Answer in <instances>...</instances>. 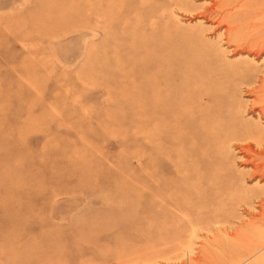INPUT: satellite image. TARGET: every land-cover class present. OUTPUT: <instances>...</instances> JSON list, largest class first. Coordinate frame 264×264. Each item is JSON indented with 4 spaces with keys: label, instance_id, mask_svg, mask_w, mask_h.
<instances>
[{
    "label": "rangeland",
    "instance_id": "374dc122",
    "mask_svg": "<svg viewBox=\"0 0 264 264\" xmlns=\"http://www.w3.org/2000/svg\"><path fill=\"white\" fill-rule=\"evenodd\" d=\"M92 1L105 16L76 22L58 0H0V264H264L257 199L248 214L219 195V139L177 149L139 89L158 69L219 72V52L262 57L232 54L204 22L210 0ZM237 149L231 167L248 171ZM245 178L252 198L264 179Z\"/></svg>",
    "mask_w": 264,
    "mask_h": 264
},
{
    "label": "bare ground",
    "instance_id": "6f19581e",
    "mask_svg": "<svg viewBox=\"0 0 264 264\" xmlns=\"http://www.w3.org/2000/svg\"><path fill=\"white\" fill-rule=\"evenodd\" d=\"M106 1L115 3L114 0ZM165 1L179 9L184 8L182 1ZM122 2L123 0H121ZM58 3L59 6L57 4L56 9H59L61 21L72 19L77 22L91 16H105L101 5L95 6L92 0H58ZM138 3L147 6L149 2L148 0H138ZM209 3L210 5L202 15L206 20L204 22L217 23L214 27L217 29L225 26L221 33L226 44H232V54L241 55L246 52L247 56L254 54L253 59L259 60L262 57L261 62H264V0H210ZM115 13L116 11L106 18L113 17ZM208 66L206 63L201 68H193L189 71L182 69L176 74L158 69L156 75L153 78L150 77V82L148 79L140 81L141 102L147 108L146 112L143 109V116L150 115V117L161 121L167 120L170 129L172 128V131H169L172 132L171 141L183 142L182 140L188 139V142L195 143L198 139H203L207 140L212 147L210 143L213 141L209 142L208 139L217 137L219 139V192L221 191L219 195L238 197L235 198V202L243 208V212L248 214L254 208L253 200L257 199L256 206L259 209V215L264 216V187H260L257 194L255 193L256 195L251 198V189H247L243 185L246 181L245 175L249 178L258 176L259 181L264 179V73H261L264 64L262 68L261 65H256L247 59H240L231 65L219 52V72ZM201 69H205V71ZM217 80L219 81V104L214 98V92L210 89L218 82ZM241 86H248V95L253 96L250 102L241 98ZM247 111L251 114L249 118L245 117ZM254 118L256 119L253 120ZM156 123L158 126L159 122ZM177 124L182 126V128L179 127L181 130L175 129ZM182 136L185 137L181 138ZM181 142L178 143L179 145L177 144V149ZM193 146L196 148V144ZM186 147L184 148L186 149ZM216 147L214 149H217ZM234 148H238L237 153L242 154L240 158L243 159V163L248 164V171L232 169L230 162L234 163L235 161ZM190 151L188 153H191ZM216 159H213L214 163H216ZM239 175H242V181ZM221 209L220 206L219 212ZM254 215L256 214L253 216L251 214L253 218H255ZM122 219L123 216L112 218L109 223L115 225ZM80 238L82 239L83 235ZM83 250L86 253L89 252L87 249ZM1 264H11V262L5 260Z\"/></svg>",
    "mask_w": 264,
    "mask_h": 264
}]
</instances>
